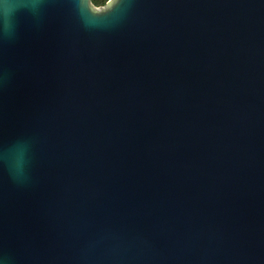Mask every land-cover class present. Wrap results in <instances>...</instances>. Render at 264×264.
<instances>
[{
    "label": "water",
    "instance_id": "95a60500",
    "mask_svg": "<svg viewBox=\"0 0 264 264\" xmlns=\"http://www.w3.org/2000/svg\"><path fill=\"white\" fill-rule=\"evenodd\" d=\"M0 264H264V0H0Z\"/></svg>",
    "mask_w": 264,
    "mask_h": 264
},
{
    "label": "trees",
    "instance_id": "16d2710c",
    "mask_svg": "<svg viewBox=\"0 0 264 264\" xmlns=\"http://www.w3.org/2000/svg\"><path fill=\"white\" fill-rule=\"evenodd\" d=\"M109 0H90L91 4L96 7H103Z\"/></svg>",
    "mask_w": 264,
    "mask_h": 264
}]
</instances>
